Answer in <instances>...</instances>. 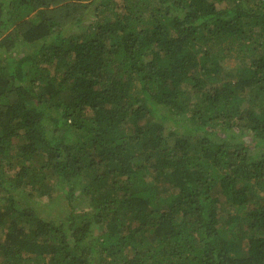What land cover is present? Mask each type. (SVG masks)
Returning a JSON list of instances; mask_svg holds the SVG:
<instances>
[{"label": "trees", "instance_id": "trees-1", "mask_svg": "<svg viewBox=\"0 0 264 264\" xmlns=\"http://www.w3.org/2000/svg\"><path fill=\"white\" fill-rule=\"evenodd\" d=\"M0 232V264H264V0H0Z\"/></svg>", "mask_w": 264, "mask_h": 264}, {"label": "rangeland", "instance_id": "rangeland-1", "mask_svg": "<svg viewBox=\"0 0 264 264\" xmlns=\"http://www.w3.org/2000/svg\"><path fill=\"white\" fill-rule=\"evenodd\" d=\"M52 183H54V185H55V182H56V179L54 178V179H52V181H51ZM62 192L64 191L63 189L61 190ZM54 193H55V195L53 196V199H54V201L56 200V199H58L59 197V189H58V191H53ZM41 201H43L44 203H42V202H40V200H38V203L39 204H43L44 205V207L45 208H42V210L43 211H47L46 209H48V207H51V205H49L50 203H49V199H41ZM61 203H63V204H65V201H61ZM0 235H2L1 234V232H0Z\"/></svg>", "mask_w": 264, "mask_h": 264}]
</instances>
